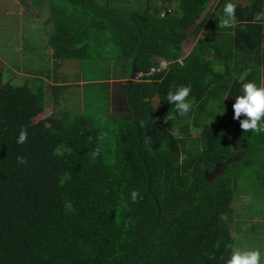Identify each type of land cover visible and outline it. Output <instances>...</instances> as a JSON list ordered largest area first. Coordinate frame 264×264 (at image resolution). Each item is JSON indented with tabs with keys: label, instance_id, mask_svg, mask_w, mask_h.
I'll use <instances>...</instances> for the list:
<instances>
[{
	"label": "trees",
	"instance_id": "16d2710c",
	"mask_svg": "<svg viewBox=\"0 0 264 264\" xmlns=\"http://www.w3.org/2000/svg\"><path fill=\"white\" fill-rule=\"evenodd\" d=\"M142 1L122 11L45 0L54 63L88 60L95 45L127 61V120L45 115L43 79L4 82L0 70V264H225L234 249L239 173L249 168L264 191V132H245L232 107L244 83L264 81V0ZM162 61L167 70L134 80ZM189 85L192 109L180 116L166 96ZM66 88H48L50 100ZM236 150L243 161L231 163ZM248 209L260 216L256 201Z\"/></svg>",
	"mask_w": 264,
	"mask_h": 264
},
{
	"label": "rangeland",
	"instance_id": "374dc122",
	"mask_svg": "<svg viewBox=\"0 0 264 264\" xmlns=\"http://www.w3.org/2000/svg\"><path fill=\"white\" fill-rule=\"evenodd\" d=\"M108 1L115 2L122 11L140 7L143 3L142 0ZM215 2L211 3L210 9ZM45 6V0H0V70L5 74L4 82L22 84L28 78L27 73L39 72L49 75L46 78L52 81L67 83L68 88L55 94L54 102L49 101L45 115L51 114L55 107L71 115L84 113L98 121L130 118L122 90H116L111 97L106 85H89L82 90L72 87L81 80L101 81L110 79L111 75L113 78L120 76L121 58L112 53L113 49L109 46L95 45L89 50L91 58L88 60L62 61L49 66V59L53 55L48 46V36L52 34L53 25L47 22L49 18ZM176 7L177 3L173 1L170 8L175 11ZM185 48L183 58L192 50V45L185 44ZM154 107H158L157 100ZM239 161H243V155L236 150L231 163ZM221 172L220 168L216 169V174ZM239 179L241 184L236 187L230 218L236 239L234 248L246 249L248 244L260 250L264 264V191L258 189L260 185L249 168L243 174L239 173ZM255 201L256 207L261 210L260 216L248 213L250 204ZM252 225L255 226L254 230L251 229Z\"/></svg>",
	"mask_w": 264,
	"mask_h": 264
},
{
	"label": "clouds",
	"instance_id": "9594fccd",
	"mask_svg": "<svg viewBox=\"0 0 264 264\" xmlns=\"http://www.w3.org/2000/svg\"><path fill=\"white\" fill-rule=\"evenodd\" d=\"M236 5L232 2L225 4L223 8L222 26L225 28L231 27L235 20ZM166 67V65H162ZM191 86H180L175 91H169L166 99L167 102L175 106L176 112L180 116L187 115L192 109V102L189 99L191 93ZM226 97V96H225ZM223 98V101L225 99ZM222 101V103H223ZM234 110L233 119H238L243 114L246 118L239 120L240 127L245 131H252L255 133L264 132V85H259L254 81L244 83L241 88V94L235 97V102L232 105ZM216 114H221L217 108ZM225 109L223 107L224 113ZM215 114V115H216ZM171 135L179 137L180 132L178 128L171 130ZM28 140V132L25 128L19 131L16 143L25 144ZM147 143V141H145ZM95 158L96 153H93ZM18 163L26 164L27 159L23 156L17 157ZM139 193L133 191L131 193L132 201L135 202ZM225 264H262V254L257 249H242L234 248L231 250L229 257Z\"/></svg>",
	"mask_w": 264,
	"mask_h": 264
},
{
	"label": "crops",
	"instance_id": "0c3cea01",
	"mask_svg": "<svg viewBox=\"0 0 264 264\" xmlns=\"http://www.w3.org/2000/svg\"><path fill=\"white\" fill-rule=\"evenodd\" d=\"M49 37L50 36H48V41H49ZM52 63H54V60L51 57L49 59V66H52ZM126 63H127V61H122V63L120 64V69L122 70V73L120 74L121 77L118 75L117 80H113L112 79L113 76L111 75L109 77L110 79H108V80H106V79L101 80V81H98V80H93V81L81 80L80 82H75L74 84H72V87H79L82 90L84 87L89 86V85H94V84L98 85V84L108 83L107 88L109 91V96L112 97V95L115 94L116 90H122V96L124 97V103H126L125 91H126L128 84L132 82V78H128V79L126 78V70L124 67ZM26 76L27 77H39V78L43 79V82H44L43 84L45 86L46 93H47V95H46L47 101H48L47 105H48L50 99L52 98V96L54 95V92L53 91L50 92V90H48V88H50L52 86H59V87H64V88L67 87V83H63V82L59 83V82H56L55 80L52 81L51 79L46 78V77H49V75H44V74L39 73V72L38 73H30V74L27 73ZM127 109H128V107H127ZM128 111H129V109H128ZM126 116H127V114H126Z\"/></svg>",
	"mask_w": 264,
	"mask_h": 264
},
{
	"label": "built area",
	"instance_id": "2783aa9c",
	"mask_svg": "<svg viewBox=\"0 0 264 264\" xmlns=\"http://www.w3.org/2000/svg\"><path fill=\"white\" fill-rule=\"evenodd\" d=\"M162 65H166V67H162ZM169 66H170L169 63H167L165 61H162L159 64V69L152 68L149 71V73H138L136 75V77H134V80L140 82V81H143L144 78H149L150 79L151 75L154 74V72H159V71H162V70H167Z\"/></svg>",
	"mask_w": 264,
	"mask_h": 264
}]
</instances>
